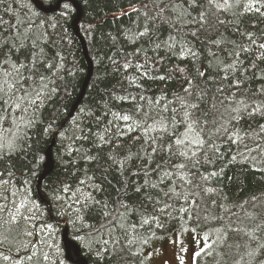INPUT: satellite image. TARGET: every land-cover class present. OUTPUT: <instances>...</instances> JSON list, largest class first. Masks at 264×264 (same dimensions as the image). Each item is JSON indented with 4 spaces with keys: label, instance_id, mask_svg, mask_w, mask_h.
Returning <instances> with one entry per match:
<instances>
[{
    "label": "trees",
    "instance_id": "16d2710c",
    "mask_svg": "<svg viewBox=\"0 0 264 264\" xmlns=\"http://www.w3.org/2000/svg\"><path fill=\"white\" fill-rule=\"evenodd\" d=\"M39 1L49 6L56 0ZM76 1L82 9L78 27L92 62V74L82 99L67 120L86 75L82 48L71 27L74 7L63 0L56 10L42 12L30 0H2L0 3V62L9 60L27 65L25 77L31 75L29 69L35 62L39 74L47 77L44 81L47 87L40 92V98L34 93L31 97L35 104L29 106L23 102L28 107L26 113L14 105L6 106L11 111L7 114L8 123L3 125L5 138L11 140L16 134L22 138L17 139L20 147L16 152L5 151L0 157V193L8 196V206L14 210L23 202L21 214L34 215V219L27 222L21 219L18 225L0 222V240H3L0 264H12L13 258L19 255L18 264H73L64 259L63 226L59 221L62 219L66 220L68 237L79 244L87 264H145V253L151 241L183 226L192 228L195 233L213 231L208 247L204 250V244L194 264H264V247H260L264 245V153L245 150V145L254 149L257 139L245 136L243 143L233 144L227 136L210 138L205 134L207 145L198 153L200 163L187 170L192 183L200 185L199 195L189 196L188 200L183 195L172 199L163 196L160 189L167 192L173 181L178 193H188L190 186L175 177L158 183L160 173L155 172L156 165L168 159V152L153 154L149 140L156 137V144L167 149L177 133L185 132V126L180 123L185 111L180 97L197 102L195 94L207 93V103H200V109L208 111L206 119L211 121L214 118L210 111L211 98L216 96L219 100L236 92L235 88L228 87L233 79L243 81L237 99L246 95L249 101H264V95H254L264 86V60L258 59L261 50L251 42L256 39L257 43H264V0H255L260 12L255 8L250 12H243L242 7L234 8L235 15L220 14L219 19L224 20V24L211 31H199L196 37L186 35L183 40L168 23L161 22L157 13L165 3H183L184 8H188L185 0H163L159 6L157 0ZM65 3L70 5V10H65ZM188 10L194 17L202 9ZM163 15L175 20L176 13L165 11ZM18 20L25 23L18 27ZM146 29L147 35L140 36ZM195 30L196 26L188 25L183 32ZM242 33H252L253 37ZM170 35H176L179 41L174 47L165 46L173 43L168 39ZM217 40L221 41L219 45L212 43ZM232 42L248 47V52L239 57L247 72L238 70L234 77L229 75L225 80L222 79L224 68L234 59L228 53L236 51ZM181 44L184 45L183 55ZM188 49L198 55H189ZM211 53H215L216 58ZM125 64L129 67L125 68ZM137 64L142 67L137 68ZM200 71L206 73L205 77L199 76ZM189 80L193 82L191 98L184 91L189 87ZM31 82L22 86L28 88ZM217 88H223V93H217ZM22 95L23 92L16 93V96ZM165 105L168 112L162 111ZM173 108L176 109L175 125L172 124ZM149 110L151 115L144 121L143 113ZM117 114L131 119L124 121L117 118ZM227 118L225 113L224 119ZM27 120L32 121L31 127L25 125ZM62 122L63 127L51 148L53 167L39 185L49 201L50 212H47V206L37 194L36 180L45 159L44 150ZM141 122L143 127H136ZM165 122L168 133L160 131ZM260 125H264V116L244 113L230 131L239 128L242 135L259 132ZM149 126L146 136L144 129ZM214 128L209 123L205 133ZM259 142L264 147V141ZM212 144L218 151L209 147ZM147 157L153 160L150 165ZM183 162L182 157H173L170 164ZM146 166L150 173L147 177L143 174ZM201 177L207 179L201 180ZM145 179L148 186L142 187ZM154 183H158L155 189L151 187ZM93 185L99 186V190ZM137 187L141 188L140 192H136ZM89 195L97 201H106L107 210L115 209L118 201L126 203L128 208L120 209L126 215L118 222L124 228L118 224L113 225L111 232L107 227L102 228L111 217H104L106 209L86 200ZM147 196L160 203H150ZM4 202L0 199V203ZM85 203L89 204L88 209L83 208ZM165 203L171 206L159 211ZM61 207L67 210L68 218L62 214ZM4 219L11 217L5 213ZM133 224L135 228L130 226ZM45 227L49 229L46 231ZM29 231L32 236L27 235ZM39 242L41 245L37 246ZM2 252H8V263ZM33 253V259L28 260ZM44 253L50 256L49 261L42 259Z\"/></svg>",
    "mask_w": 264,
    "mask_h": 264
},
{
    "label": "snow or ice",
    "instance_id": "6c2138e0",
    "mask_svg": "<svg viewBox=\"0 0 264 264\" xmlns=\"http://www.w3.org/2000/svg\"><path fill=\"white\" fill-rule=\"evenodd\" d=\"M163 0H157V5L159 6V3H162ZM185 2L188 4V8H184V4H164V7L159 8V12L157 13V17L161 20L162 23H168L169 28L172 29V31L176 32L177 35H179L180 40H183V37L186 35H192L194 37L197 36V32L199 31H211L214 30L217 25L224 24L225 21L219 19V16L221 13H233L234 8H243V12H250L255 8V11L260 12L261 9L258 7H255V0H203V2H199L198 0H185ZM0 3H2V0H0ZM199 7L202 9L199 12L198 16H192L191 12L188 9H195ZM65 10H70V5L65 3L64 4ZM165 11H171L173 13H176L175 20H172L169 17H165L163 13ZM243 12L240 14L243 15ZM64 15L67 14V11L63 13ZM191 17V19H189ZM155 19V18H153ZM25 23L23 20H18L17 26H22ZM174 25H179L178 28L174 27ZM188 25L196 26V30L192 31L190 33H184L183 29L184 27ZM32 25L29 24V28H31ZM140 36L147 35V29L145 32H142L139 34ZM242 35H246L248 37H253L252 33H242ZM169 41H172V44H165L166 47H174L176 43L179 41L177 40L176 35H170ZM252 44H255L257 48L261 50V54L258 57V59L264 60V43H257L256 39H252ZM212 43H215L219 45L221 41H213ZM233 43V47L236 49L234 52H229L228 55L230 58H234L233 62L231 64H228L225 66V76L222 77V79H228L229 75L235 76V72L238 70H242L243 73L247 72V69L243 68V61L239 59L242 53L248 52V47L243 45H238L235 42ZM23 45L21 44V47ZM161 45H157V47H160ZM13 47H16L13 45ZM181 55L184 54V45L181 44ZM139 51V49L137 50ZM189 55H192L193 57L197 56L198 53L192 52L191 49L187 50ZM211 55L216 58L215 53H211ZM125 68L129 67L128 64H125ZM137 68L142 67V65L137 64ZM209 67H211V61L209 62ZM254 68L255 65H252ZM27 68V65L25 64H19L17 65L15 62H10L9 60H4L3 62H0V157H2L7 152H16L18 147L20 145L17 143V139H20L22 137L19 136V134L14 135V138L11 140H6L5 134H4V128L3 125L8 123L7 120V114L11 111L10 108L6 107L7 105H14L15 108L20 109L22 113H26L28 111V107L24 106L23 102H27L29 106L35 104V101L31 99L33 93L35 94L36 98H40V92L43 91L47 85L44 83V81L47 79V77L43 74H39V69L36 68L35 62H33L32 69H29L31 75L28 77H25L24 70ZM11 69V70H9ZM200 77H205L206 73L204 71H200L199 73ZM144 75H147L145 73ZM35 77V78H33ZM264 78V77H262ZM160 79H164V77H160ZM245 79H248L247 76H245ZM31 80V84L28 85V88H24L22 85L24 83H28V81ZM189 87H186L184 89L185 93L187 94L188 98H191L194 93L192 90V84L193 82L191 80L188 81ZM243 86L242 80L233 79V82L231 85H229V89L235 88L237 91L232 92L231 96H223L219 100H217L216 96H213L212 104L210 107V111L214 113V118L211 121H208L206 117L208 116V111H204L200 109V103H207V93H197L195 94V98L197 102H188V99L184 97L178 98L181 107L185 109L183 112V120L180 122L185 126V132L184 133H177L175 135V138L172 140L171 143L168 144L167 149L164 148L163 145H157L156 140L158 138L156 137H149V140L153 144L152 147V153H158L167 151L168 152V159L163 161V163H159L156 165L155 172L160 173V179L158 183H163L165 179H172L175 177L177 180L180 181H186L190 186V191L188 193H178L176 192V183L173 181V184L171 187H169L168 191L165 192L162 188L160 191L163 193V196L172 199V198H178L179 196L183 195L185 200L189 199V196H198L199 192L197 189H199V184H193L192 179L189 176V172L187 171L189 168H196L197 165L200 163V160L198 158V153L205 148L207 145V141L204 139L205 134H207L210 138L212 136L217 137H223L227 136L228 140L231 141L233 144L243 143L245 136H251L253 138L257 139V143L255 148H249L247 145H245V150L249 153L253 151H260L264 153V147H262L261 142L264 141V125L259 126V132L253 131L241 134V130L239 128H236L232 131L230 129L233 126V123H238L241 115L244 113H247L249 116L253 114H260L264 116V101L259 100H252L249 101L247 99V96H241L239 99H237V94L239 90ZM223 88H217V93H223ZM17 92H23L22 96H16ZM254 95H264V86H261L257 89L256 93ZM141 100L145 99V97H141ZM228 102L227 104L225 102ZM235 105V107H233ZM249 108H251V111L249 112ZM223 109V111H221ZM137 111H140L138 108ZM164 112H168L169 108L168 105H165L162 109ZM171 112L173 113L172 116V124L175 125L177 122L175 120V113L176 109H171ZM199 112V115L197 114ZM228 114L227 120L224 119V114ZM151 115V110L146 111L143 113V120L147 121ZM201 116L205 117V119H201ZM117 118L123 119L124 121H128L131 119L128 115L119 116L117 114ZM23 119V117H21ZM12 123H15V119H13ZM111 123V122H110ZM209 123L215 126L214 131H210L208 133H205V128L208 127ZM25 125L27 127L32 126V121L27 120L25 121ZM136 127H143V122L136 124ZM151 126L144 129L145 135L147 136V133ZM129 130H132V127H129ZM47 131V130H46ZM160 131L168 133V124L167 122L163 123L161 125ZM173 131L175 129L173 128ZM171 134V133H169ZM183 137V138H182ZM191 137V139H189ZM159 139H163V137H159ZM101 140H103V137H101ZM186 140L188 143H186ZM107 143V141H105ZM149 142L146 140V143ZM209 147L215 149L218 151V147L215 144L210 145ZM173 157H182L184 159L183 163L178 164H170V161ZM139 158V157H138ZM149 165L153 163V160L151 157H147ZM205 159H207L205 157ZM235 159V157H233ZM198 171V169H197ZM144 176L147 177L149 173V169L146 166L144 169ZM210 175H215V173H211ZM207 179V177H201V180ZM2 183H8L7 181H3ZM83 183V181L81 182ZM158 183H154L151 185L153 189L158 187ZM94 187H97L99 190V186L93 185ZM148 186V180L145 179L144 185L142 187ZM181 187L183 185H180ZM141 188L137 187L136 192H140ZM206 191H212V189H207ZM13 196L16 194L13 193ZM0 199L5 201L4 203H0V222L7 223V224H13L18 225L20 220L23 219L25 222L30 221L34 219V215L32 216H26L21 214V208L24 207V203L22 202L18 206L15 207V211L12 210L8 206V196L0 193ZM86 200H92L96 206L102 209H106L103 212L104 217H111L107 225H101L102 228L107 227L108 231H113V225L118 224L120 228H124L123 224H119V219L126 214L121 212L120 209L124 208L127 209L128 205L124 203L123 201H118L117 207L112 210L109 209L108 203L101 202L95 200L92 196L85 197ZM146 199L150 203H160L159 200H155L152 196H147ZM193 204H195V200L192 201ZM170 204L165 203L163 208H160L159 211L163 212L165 208L170 207ZM33 207H38V205L33 204ZM84 209L89 208V204L85 203L83 205ZM139 210V209H137ZM181 211H187V209L181 208ZM29 212L32 211L31 208L28 209ZM7 213L11 219L5 220L4 214ZM144 223H147L145 220ZM132 228H135L136 226L130 225ZM143 226V225H141ZM50 227V226H49ZM28 236H32L33 233L31 231L27 232ZM253 239H256L255 236L252 237ZM7 239V237H5ZM132 241H129L131 243ZM0 243H3V240H0ZM104 244H107V241H103ZM260 247H264V245H260ZM58 251V250H57ZM107 251V250H105ZM203 251V249H201ZM33 255H29L27 257L28 260H32ZM99 255V254H98ZM196 256H199L200 253H195ZM8 257H5L7 259ZM101 258L102 255H101ZM42 259L44 261H49L51 258L47 253H44L42 255Z\"/></svg>",
    "mask_w": 264,
    "mask_h": 264
},
{
    "label": "rangeland",
    "instance_id": "374dc122",
    "mask_svg": "<svg viewBox=\"0 0 264 264\" xmlns=\"http://www.w3.org/2000/svg\"><path fill=\"white\" fill-rule=\"evenodd\" d=\"M58 206L60 209L59 203ZM61 211L68 218L67 210L64 207H61ZM48 229V227L44 228L46 231ZM212 233L211 230L196 231L195 233L192 228L183 226L170 234L155 237L145 253V264H193L195 253L200 249V246L204 248V244L206 245L204 250L208 247L210 241L206 239H209ZM40 245V242L37 243V246ZM2 253L8 257L6 259V263H8L10 257L7 255L8 252L7 254ZM19 257L20 255L15 256L12 264H18Z\"/></svg>",
    "mask_w": 264,
    "mask_h": 264
},
{
    "label": "water",
    "instance_id": "95a60500",
    "mask_svg": "<svg viewBox=\"0 0 264 264\" xmlns=\"http://www.w3.org/2000/svg\"><path fill=\"white\" fill-rule=\"evenodd\" d=\"M30 1L40 11L52 12L59 7V4L62 0H56V2L53 5H49V6H44L39 0H30ZM68 1L73 5L74 10H75V18L73 19V22H72V28H73L75 36H77L79 41H80V44L82 47V52H83L84 58H85L86 63H87V72H86V75H85L83 82L81 84L82 89L79 90V93L77 94L76 99L74 100L73 104L71 105L70 110L66 116V120L68 117H70L73 114V111L75 110L76 106L79 104L80 100L82 99V97L84 95V86H86L88 84L89 79H90L91 74H92V62L88 56L85 41H84L83 37L81 36L79 29H78V26H77L78 21L82 17V10H81V7L76 0H68ZM63 124H64V122H62L59 125V128L57 129V131L53 134V137H52L50 144L46 147V149L44 151L45 160L43 162L41 172L37 176V180H36L37 188L39 187V185H40L42 179L45 177V175L53 167V158H52L51 148H52V145L54 143L55 136L58 134L61 127H63ZM38 194H39L40 200L45 205H48L47 212H50L49 203L46 200L45 196L41 192H39V189H38ZM52 220H54V219H52ZM59 221H60L61 225L63 226L61 239H62L64 248H65V259L67 261L72 262L73 264H87L86 258L81 254L80 246L68 237L67 227L64 225V223H65L64 220H59Z\"/></svg>",
    "mask_w": 264,
    "mask_h": 264
},
{
    "label": "bare ground",
    "instance_id": "6f19581e",
    "mask_svg": "<svg viewBox=\"0 0 264 264\" xmlns=\"http://www.w3.org/2000/svg\"><path fill=\"white\" fill-rule=\"evenodd\" d=\"M62 1H63V0H62ZM62 1H61V2H62ZM40 2H41V1H40ZM61 2H60V4H61ZM54 3H55V2H54ZM54 3H53V4H54ZM53 4H49V5H53ZM60 4H59V5H60ZM72 6H73V5H72ZM35 8H36V7H35ZM38 10H39V9H38ZM81 10H82V9H81ZM42 12H43V11H42ZM74 18H75V10H74ZM74 18H73V19H74ZM73 19H72V22H73ZM80 20H81V19H80ZM80 20H79V21H80ZM79 21H78V23H79ZM72 22H71V27H72ZM78 23H77V26H78ZM78 29H79V27H78ZM72 31H73V28H72ZM79 32H80V30H79ZM73 33H74V31H73ZM80 34H81V33H80ZM74 35H75V34H74ZM81 36H82V35H81ZM76 37H77V36H76ZM82 37H83V36H82ZM77 39H78V37H77ZM83 39H84V38H83ZM78 40H79V39H78ZM78 40H77V41H78ZM84 41H85V40H84ZM78 43H80V41H79ZM85 45H86V42H85ZM80 46H81V44H80ZM81 48H82V47H81ZM86 49H87V47H86ZM87 53H88V50H87ZM82 54H83V52H82ZM88 56H89V54H88ZM83 57H84V55H83ZM89 58H90V57H89ZM84 59H85V58H84ZM85 62H86V60H85ZM86 72H87V63H86ZM85 87H86V86H84V89H85ZM81 89H82V86H81ZM51 140H52V138H51ZM49 144H50V143H49ZM49 144H48V145H49ZM48 145H47V146H48ZM45 149H46V148H45ZM44 151H45V150H44ZM44 158H45V156H44ZM44 160H45V159H44ZM43 162H44V161H43ZM41 169H42V168H41ZM38 189H39V187L37 188V183H36V191H37V194H38ZM39 192H41L40 189H39ZM41 193H42V192H41ZM42 194H43V193H42ZM43 195H44V194H43ZM38 196H39V194H38ZM44 196H45V195H44ZM45 198H46V196H45ZM46 200L48 201L47 198H46ZM48 203H49V201H48ZM46 206L48 207V205H46ZM62 220H64V222H65L64 225L66 226V220H65V219H62ZM66 227H67V226H66ZM62 228H63V227H62ZM61 241H62V239H61ZM73 241H74V240H73ZM74 242H75V241H74ZM62 244H63V242H62ZM76 244H78V243L76 242ZM78 245H79V244H78ZM62 246H63V248H64V245H62ZM81 253H82V252H81ZM64 257H65V248H64ZM64 259H65V258H64ZM65 260H66V259H65Z\"/></svg>",
    "mask_w": 264,
    "mask_h": 264
},
{
    "label": "flooded vegetation",
    "instance_id": "af4514ba",
    "mask_svg": "<svg viewBox=\"0 0 264 264\" xmlns=\"http://www.w3.org/2000/svg\"><path fill=\"white\" fill-rule=\"evenodd\" d=\"M56 2V1H55Z\"/></svg>",
    "mask_w": 264,
    "mask_h": 264
}]
</instances>
